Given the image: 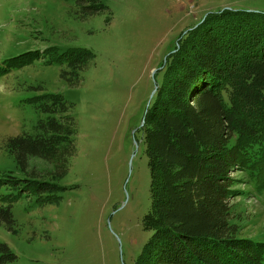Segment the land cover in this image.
<instances>
[{"label": "rangeland", "instance_id": "rangeland-1", "mask_svg": "<svg viewBox=\"0 0 264 264\" xmlns=\"http://www.w3.org/2000/svg\"><path fill=\"white\" fill-rule=\"evenodd\" d=\"M107 6L84 19L73 1L0 0V210L13 221L11 228L0 223V242L17 257L9 264H134L151 236L143 228L150 172L138 130L156 74L181 34L209 14H264V0H109ZM69 49L88 50L94 60L73 74L54 62ZM29 52L38 54L21 57ZM44 93L74 107L78 151L58 182L67 188L56 195L59 204L42 206L28 187L30 173L45 178L52 168L31 159L23 171L7 143L36 136L47 115L30 100ZM233 177L243 193L231 202L239 236L264 242V196L243 173Z\"/></svg>", "mask_w": 264, "mask_h": 264}, {"label": "trees", "instance_id": "trees-1", "mask_svg": "<svg viewBox=\"0 0 264 264\" xmlns=\"http://www.w3.org/2000/svg\"><path fill=\"white\" fill-rule=\"evenodd\" d=\"M63 1H73L87 19L106 11L109 0ZM32 54L38 52L21 57ZM93 60V53L77 49L54 58L73 74ZM162 67L138 130L150 172L143 228L151 236L134 264H264V242L239 236L231 205L243 195L235 190L237 172L264 196V14H209L181 34ZM30 101L47 118L36 136L10 138L7 150L23 171L31 159L52 168L45 178L31 172L28 187L42 206L59 204L56 195L67 188L58 182L78 151L74 107L58 94ZM3 209L0 223L11 228L12 215ZM16 258L0 242V264Z\"/></svg>", "mask_w": 264, "mask_h": 264}, {"label": "water", "instance_id": "water-1", "mask_svg": "<svg viewBox=\"0 0 264 264\" xmlns=\"http://www.w3.org/2000/svg\"><path fill=\"white\" fill-rule=\"evenodd\" d=\"M155 83V88H154V90H153V92H152V95H151V97H150V101L152 100V98L154 97V95L156 94V91H157V85H156V82H154ZM150 101H149V103H148V106H149V104H150Z\"/></svg>", "mask_w": 264, "mask_h": 264}]
</instances>
